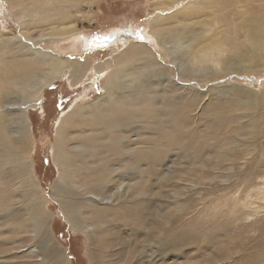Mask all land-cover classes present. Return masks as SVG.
<instances>
[{
  "label": "rangeland",
  "instance_id": "1",
  "mask_svg": "<svg viewBox=\"0 0 264 264\" xmlns=\"http://www.w3.org/2000/svg\"><path fill=\"white\" fill-rule=\"evenodd\" d=\"M61 13L68 15L66 26L71 25L73 33L48 43V49L55 47L52 51L60 60H85L88 66L76 82L70 72L56 78L44 88L41 101L27 107L26 115L34 179L49 210L47 230L55 244L60 243L69 264H123L125 260L131 264L133 260L134 264H264V48H254L249 38L251 34L258 40L264 37V31L255 28L264 26V0H0V53L9 50L7 55H14V60L29 58L8 37L36 39L56 26L51 20L40 21L42 17L52 19ZM180 31L182 38L176 34ZM84 42L89 47H83ZM130 45L147 48L157 64L150 67L133 60L130 67L129 63L124 66L121 79L127 81L108 104L110 91L103 84L119 70L116 59ZM19 96L8 95L5 107L14 109L13 100ZM78 104L85 107L81 116ZM14 111L9 110L7 117ZM125 111L133 113L124 119L131 122L127 125L123 120L114 135L117 150H112V139L107 143L109 150L118 153L106 154L107 160L99 150L92 154L95 129L63 133L70 138V151L84 142L87 157L94 156L89 164L71 161L70 167L80 169L70 179L74 193L70 196L82 201V216L94 220L74 229L57 191L63 188L60 177L65 175L54 158L58 126L65 119L79 122L84 117L82 125L94 127L90 117L99 114L108 129L113 112ZM100 112L106 114L104 119ZM3 168L0 250L10 245L4 237L18 233L6 222L22 220L19 200L25 191L19 177ZM103 171L122 190L118 200L93 193L75 196L81 184L88 187L95 174ZM32 241L10 250L0 264H10L14 258L23 264H59L51 258L55 256L52 248L45 251ZM34 246L42 247L41 256L21 257ZM149 249L153 255L148 257Z\"/></svg>",
  "mask_w": 264,
  "mask_h": 264
},
{
  "label": "bare ground",
  "instance_id": "2",
  "mask_svg": "<svg viewBox=\"0 0 264 264\" xmlns=\"http://www.w3.org/2000/svg\"><path fill=\"white\" fill-rule=\"evenodd\" d=\"M50 1L53 2L55 0H50ZM208 7H209V5H208ZM214 14H212V15H214ZM67 16L68 15H65L64 13H61V16L52 17V19H49V18L47 19V17H45V19H44V17L41 16L42 19L40 21H43L45 23V21L48 20V22H49L51 20L50 23L52 25L55 24L56 26H51L50 30L46 34L41 33V34H39V37L38 38H36V39H30L31 41L30 40L29 41L26 40L24 36H22L20 38L19 35H11L10 37H8V41L9 42L18 44L17 47L19 48V50H21L23 52V55L24 54H30V57L29 58H27V59H24L23 58V59L14 60V55H11V56L10 55H7L8 52H9V50H6V51H3V53H0V75L4 76V78L3 77H0V167L1 168L4 167L3 168L4 171L11 170L12 171V174L15 177H19V180H20L21 184H24V188H25V191L23 193V196H22L21 200H19L20 205H21L22 209L24 210V215H23L22 220L14 223V224H11L9 222V220H7V222H6V224L9 226V228L15 229L16 230L15 232H18V233L15 234V235H8V236H6V237L3 238V239H6L7 242L9 241L8 243L10 244L7 249L0 250V258H2L3 260H7L8 259L6 255L10 252V250L16 251L19 248H21L22 246H24L25 244H28L29 245V242L31 240H33L32 243L34 245L35 244H39L40 246H42V247L45 248V251L46 250L48 251V249L52 248V250L55 252V256L54 257H51V258H53L55 262H58L59 264H69L70 263L67 254H65V252L61 249L60 243L57 242V244H55V242L53 241L52 236L49 233L50 230H47V225H46L45 221L48 218L47 211H49V210L46 211V209H45V206H44L45 205V201H44V199L42 197V194L40 193L41 191L39 189V183L36 182L35 179H34L35 173H34V170L32 168V161H31L32 158H30V156H29V144L31 145V141H30V130H29V127H28L27 115H26V113H27V107L29 105H36V104H38L41 101L40 100L41 97L43 96L42 95V92L44 91V88H46L47 86H49L50 84H52L56 78H58V77L60 78V76H62L63 74H65L67 72H70L72 74V77H73V80L72 81L73 82H76V81H78L82 77V75H83L82 73L84 72V70L88 66V64H87V62L85 60H83L82 62H80L81 60L79 62H77L76 60L75 61H72V60L71 61L60 60L58 58V56L56 55L57 53H55L56 51L55 52L52 51V49H54L55 47L54 48H51V49H48V46L50 45L48 43H51V42H54V41L55 42H59V40L64 39V38H68L70 35H72V33H73L72 26L71 25L66 26L67 23L69 22ZM206 22H207V20H206ZM195 23L197 25V22H195ZM202 23H204V22H202ZM58 24H59V26H57ZM187 24H185V26ZM191 24H192V22H191ZM189 25H190V23H189ZM204 25H206V24H204ZM209 25H211V24L209 23ZM259 25H263V24L260 23ZM208 28H210V27H208ZM255 28H256L257 31H264V26L255 27ZM175 30H173L172 33H174ZM180 32H181V34L176 33L178 38H182L184 36L183 31H180ZM199 35L200 34H198V37H199ZM25 36H26L27 39H29L30 34H26ZM195 37H197V36H195ZM249 38H250L251 44H252V46L254 48H257L258 46H261L262 48H264V37H263V39L258 40L255 35H252L251 34ZM204 41H205V39H204ZM35 42H38V44L44 43V46L38 45L39 47H37V46L34 45ZM206 42H207V40H206ZM54 44H56V43H54ZM88 45H89L88 43L84 42L83 47H86ZM93 45L94 46L95 45H98V43L97 42H94ZM211 45H209V46H211ZM52 47H53V45H52ZM1 52H2V50H1ZM204 54H205V52H204ZM153 59H155V58L152 57L151 53L149 52V50L147 48L144 49V47L143 46H140V45H138V46H135V45L128 46L127 47V50L122 55H120L116 59V62H115V64L117 66H119V70L120 71L118 69L116 71H114L111 75H109L106 78V82L103 84V88L105 90L106 89H109V91H110V95L109 96L107 95L108 96L107 97V103L108 104H112L113 103V101L111 99L112 98L111 96L115 94L114 93L115 90H117L119 88V86L123 82L127 81V79L125 81H123L121 79V77H123V76H121V73L123 72V70H125L124 66H126L129 63V67H130V63H132L133 60H140L142 62L148 63V65L151 67V66L157 64V63H154ZM9 65H12L13 66L12 70H11V68H10ZM156 67H157V65H156ZM105 68H106V66H105ZM193 68H195V67H193ZM97 69L98 70L101 69L100 68V65H99V68H97ZM175 69H177V68L175 67ZM179 70H181V69H179ZM183 74H180V76H183ZM86 80H90V78H88ZM194 85H196V84L194 83ZM180 89H182V88H180ZM14 92L20 94V96L16 100H13V105H16V107L14 109L13 108L12 109H10V108L8 109V108L5 107L8 104L7 103V100H8L7 97H8V95H11ZM10 99H11V97H10ZM99 101H101V98H99L98 100H96L95 101V104H97V102H99ZM132 103H133V101H132ZM82 108H85V107H82V106L79 105V107H78V114L79 115H80L81 111H83ZM124 108L126 109V108H129V107L127 106V107H124ZM142 108H144V107H142ZM130 109H128V110H130ZM9 110H15L16 112L14 111L15 114L13 116L7 117V114L9 112ZM181 112H182V110H181ZM92 113H94V111ZM113 114H114V116H112V119H110V121L108 122V124H109V126H108L109 128L108 129L104 125V122L106 123V121H103V120H99L98 119V118H100V115L99 114H93L94 116H91L90 117V121H89L90 124H92L94 127L95 126H98L99 128H94L91 125H86V124H83L82 125V123L85 121V118L84 117L79 122H75V120L70 122L71 119H65L63 121V123L60 126H58L59 127V131H58V136L55 139L54 158H55L56 161H59L60 162V165H61V169L60 170H61V172H64L65 175H63L64 177H60V180L63 182L61 188L62 187L63 188L62 189H57V191L62 196V200L60 201L61 202V207H62V209L64 211L65 218H66L68 224L72 228L77 229V230H80L83 227H85L86 223L89 220L90 221H94V220H92L91 218H88L87 216H85V217L82 216V208L84 207L82 201H80V200L77 201L76 199L73 200V197L74 196L73 197L70 196V194L73 193L72 188L70 189V186H72V183H71L72 181L70 179L72 177H75L76 176V174L73 171H78L79 172V169H80V168L70 167L71 161H72V159H74V160L80 161V164H89L90 161L93 160L94 156L92 154H94V152L96 150H99V151L103 152V154H104L103 156L105 157V159H106V156H107L106 154L111 155V156H113V154H115V152H113V151L117 150V147L116 146L114 147V145L117 144L118 142L115 139L114 135L120 129V127L124 125L122 123L123 120L128 115H131V114L133 115V113L131 111H128L126 113L113 112ZM145 115H146V113H145ZM105 116H106V114H102V119H104ZM135 116H136V114H135ZM178 116L180 117V115H178ZM149 117H150V115H149ZM69 122H70V125L68 127L67 124ZM125 122H126L127 125L130 124L131 119H129V121H125ZM174 122L175 121H173V123ZM176 123L178 124L177 120H176ZM106 125H107V123H106ZM169 126H168V128H169ZM85 128L92 129V130L95 129L97 131L95 134H92V139H93V141H92V149H91L92 150V154L90 155V157H87V153L89 152V148L87 147L88 145H86L83 142V144H79V146L76 147L77 149H74L73 151H70L69 150V146H68V143H69V139L70 138H67V137H65L63 135V133L66 134V132L69 131L70 129L80 130L82 132ZM178 129H177V131H178ZM160 130H159V132H160ZM167 130H169V129H167ZM171 131H174V130H171ZM119 133H121V132L119 131ZM163 134H162V136H163ZM174 134H176V133H174ZM184 134L186 135V133H184ZM174 136H176V135H174ZM179 137H181V135ZM175 138L173 137L174 140H176ZM182 138H183V136H182ZM103 139H109V140L106 142V141H103ZM110 139H112V141H113V144H112V150L113 151L109 150V147H110L109 145H108L109 147H107V143H109ZM153 142H155V141H153ZM182 142H183V140H181V143ZM169 144H170V142H169ZM185 145H186V143H185ZM180 146H181V144H180ZM183 146H181V148ZM154 147H155V145H154ZM167 147H168V145H167ZM104 148H106V149H104ZM124 148L125 147H123V149ZM102 149H104V150H102ZM165 150L167 151L168 149H165ZM133 152L135 153V151H133ZM119 153H121V152H119ZM164 153H165V151H164ZM117 154H115V155H117ZM197 154H196V156H197ZM137 156H138V154H137ZM115 158H117L116 160H119L118 157H115ZM115 158L113 160H115ZM123 158H125V157L123 156ZM131 158H133V157H131ZM154 158L156 160L159 159V158L162 159V157H159V158L154 157ZM100 165H102V164H100ZM114 166H116V165H114ZM90 167L92 169L96 168V166H94V165H90ZM70 168H71V170H70ZM117 169H115V170H117ZM93 173H94V171H92V174ZM95 175H96V177H93L95 181H92V182L88 183V185H89L88 187H86V184H81V187L82 188H79V189L76 187L78 189V191L75 192V196L78 197L79 195H85V194L93 193V194H96V195H100L101 197H105V196L106 197H109V198H111V200H118L119 197H120V195H121V193H122V190H120V187H117L116 184L114 185L113 183H111V181H110L111 180V176L108 177L109 174L107 175V173L104 172V171L103 172L96 173ZM80 183H81V181H80ZM92 188H94V189H92ZM95 188H98L99 189V192L98 191L96 192L95 191ZM0 205H3V201H2L1 198H0ZM236 207H239L240 208L239 205L236 206ZM48 209H49V207H48ZM6 212L7 211H4L2 213L6 214ZM232 212H234V211H232ZM84 213H86V212L84 211ZM98 214H97V216H98ZM102 216L100 217V219L102 218ZM131 218H133V217L131 216ZM133 222H135V221H133ZM94 224H95V222H94ZM101 231H102V229H101ZM30 232L32 234H29ZM94 233H95V231H94ZM100 235H101V233H100ZM24 240H26V241H24ZM35 248H36L35 250L34 249L32 250V249H29V247H28L26 249L27 252L25 251L26 254L21 255V257L33 258L35 255H40L41 256L43 254V249H41V248L39 249L37 247H35ZM46 248H48V249H46ZM148 251H149V254L147 253L148 254V257H149V255H153V252L150 249ZM49 253H51V252H49ZM135 255H136V253L135 254H129L128 257H126V259L127 258H129V259L130 258H134ZM14 256H16V255H14ZM139 256L140 255H138V257ZM138 257H137V259H139ZM14 259L15 260L10 261L9 263L10 264H23L21 261H20L21 263H19V261H18L17 258H14ZM131 262H130V260L129 261L128 260H125L123 262V264H131ZM134 263H136V262L133 260V263L132 264H134Z\"/></svg>",
  "mask_w": 264,
  "mask_h": 264
}]
</instances>
